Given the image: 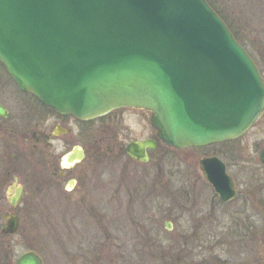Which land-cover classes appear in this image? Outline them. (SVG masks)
<instances>
[{"label":"water","instance_id":"water-1","mask_svg":"<svg viewBox=\"0 0 264 264\" xmlns=\"http://www.w3.org/2000/svg\"><path fill=\"white\" fill-rule=\"evenodd\" d=\"M206 2L0 0V63L20 90L62 115L87 121L144 109L161 142L178 149L236 139L264 109V81ZM146 148L154 141L125 151L146 162ZM258 157L264 165V146ZM224 166L216 156L199 160L227 202L237 192ZM16 229L13 219L3 231ZM15 260L41 264L34 251Z\"/></svg>","mask_w":264,"mask_h":264},{"label":"flooded vegetation","instance_id":"flooded-vegetation-1","mask_svg":"<svg viewBox=\"0 0 264 264\" xmlns=\"http://www.w3.org/2000/svg\"><path fill=\"white\" fill-rule=\"evenodd\" d=\"M0 79H3L0 80V264H15V259L26 251H34L41 258V264H46L47 251L45 247L42 248V228L47 219V209L52 206L59 208V217L57 216L56 220L62 227V233L56 235V239L58 237L60 241L59 250L65 257L69 256L71 264H127L126 258L129 255L139 256L142 249L139 241L143 242L148 253H152L154 241L157 239V212L152 211V195L156 189H127L129 203H134L133 201L146 195H150L152 200L148 203V210L141 213V218L136 219L137 233L134 238H138L139 243L132 248V254L127 255L125 234L122 233L123 229L119 228V223L114 220L115 215L114 212L111 213L108 201L94 202L92 186L91 189L89 187L93 178L98 177L94 176L93 168L97 167L96 172L100 174L103 171L101 166L109 164L110 153L124 155L125 146L131 141L151 140L155 143V149H146L147 162L129 159L136 163L146 164L150 160L153 161L159 145L169 148L157 139L155 130L151 128L152 133L147 137L124 139L125 142L122 143L118 139V129H114L116 123L111 118H118L128 109L116 110L104 118L97 119L110 120L99 125L94 133L90 127L97 120L79 121L72 116L52 111L30 93L21 91L1 64ZM77 127H80L81 131H78ZM238 139L223 143H235ZM216 145L222 146V143ZM68 155H71L72 159L67 160ZM210 156L219 157L216 153L202 157ZM235 157L232 153L219 157L234 182L237 192L235 198L222 202L213 192L218 204H231L237 246L238 232L243 226L246 230L254 216H257L256 219L260 223V218L264 220V178L256 175L254 183L259 186L255 185V189H243L238 185L236 177L228 171L227 161L233 163ZM86 159L87 163L79 166ZM89 171L91 175L88 174ZM103 176L101 173V178ZM101 183L103 184V181ZM101 187L104 186L97 188ZM121 190L126 191L118 189L119 192L112 195V198L117 199L113 205L120 211L125 209L126 205ZM96 193L101 194V191ZM251 208L255 213L251 212ZM13 219L17 221V229L12 233H5L4 226ZM65 220L69 222L64 223ZM169 220L171 221V217ZM170 221H166V229L171 228ZM50 230L56 231L57 228L52 226ZM141 230L143 233H140ZM19 232L27 243L36 241L39 250L28 244L26 250L15 257L11 238ZM66 239L69 243L62 241ZM128 264H140V261L135 260Z\"/></svg>","mask_w":264,"mask_h":264},{"label":"rangeland","instance_id":"rangeland-1","mask_svg":"<svg viewBox=\"0 0 264 264\" xmlns=\"http://www.w3.org/2000/svg\"><path fill=\"white\" fill-rule=\"evenodd\" d=\"M214 2L232 23L264 76V0ZM111 119L116 123L114 129H118V139L122 143L125 142L124 139L144 138L152 133L148 116L144 112L127 110L118 118ZM109 120L94 121L90 128L95 133L99 125ZM77 130L81 131V128L77 127ZM263 144L264 112L235 143L184 150L159 145L155 150L154 160L146 164L136 163L129 160L125 154L117 155L111 151L109 164L101 166V173L104 174L102 178L101 173L96 172L97 167L93 168L94 176L98 177L93 178L89 189L92 186L94 202L108 201L109 209L115 215L114 220L119 223V228L123 229L122 233L125 234L126 254H132V248L140 242L142 249L139 256L129 255L126 263L139 260L140 264H264V220L260 218V223L256 219L257 216H254L247 229L243 226L238 232V245L235 246L231 204L216 202L213 189L202 178L198 165V160L203 155L216 153L219 157H225L232 153L236 160H233V163L227 161L228 171L236 177L238 185L243 189H255L259 186L254 183L256 175L264 178V167L258 160V151ZM87 161L88 159L79 166L82 167ZM90 173L89 171L88 174ZM101 185L104 187L97 188ZM118 189H126L121 190L126 204L125 209L121 211L113 205L117 201L116 197L112 198V195L119 192ZM127 189H156L152 195V211L157 212V239L154 241L152 253H148L142 241L137 242L138 238H134L137 233L136 219L141 218V213L148 210V203L152 202L151 197L146 195L133 201L134 203H129ZM97 191H101V194H97ZM251 210L255 213V210ZM58 212L59 208L54 206L47 209V219L42 228V248L45 247L47 251L46 264H71L69 256L65 257L60 252V241L58 237L56 239V235L62 233L60 222H56ZM166 221L171 222L170 229H166ZM68 222L65 220L64 223ZM52 226L57 230L51 231ZM11 241L15 257L26 250L28 244L39 250L37 242L27 243L22 239L21 232L12 237ZM62 241L69 243L68 239Z\"/></svg>","mask_w":264,"mask_h":264},{"label":"trees","instance_id":"trees-1","mask_svg":"<svg viewBox=\"0 0 264 264\" xmlns=\"http://www.w3.org/2000/svg\"><path fill=\"white\" fill-rule=\"evenodd\" d=\"M206 1L216 11V13H218L223 18V20L225 21V23H227L228 27L231 29L232 33L234 34V36L236 37V39L239 41V43H241L242 45H244L243 42H242V40L240 39L238 33L236 32V29L233 27L232 23L228 20V18L226 17V15L223 14L222 11L216 6L214 0H206Z\"/></svg>","mask_w":264,"mask_h":264}]
</instances>
